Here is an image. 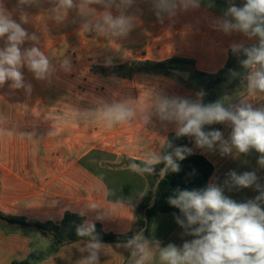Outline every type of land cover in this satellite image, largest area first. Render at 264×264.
I'll return each mask as SVG.
<instances>
[{"label": "crops", "instance_id": "obj_1", "mask_svg": "<svg viewBox=\"0 0 264 264\" xmlns=\"http://www.w3.org/2000/svg\"><path fill=\"white\" fill-rule=\"evenodd\" d=\"M197 3L184 9L177 0L172 15L160 11L158 0H73L72 8H60L59 0H0L28 33L21 52L35 47L49 61L45 78L38 79L24 64L23 87H12L11 80L0 86V264L21 262L34 253H44L36 264H168L161 258L164 249H182L197 238L177 222L179 217L186 224L184 215L160 213L150 233L139 234L131 244L81 240L55 248L50 235L9 220L59 224L71 212L84 217L86 229L101 225L114 234L135 229L136 206L149 180L127 160L157 165L169 135L181 127L176 119L163 118L161 106L168 102L167 113L175 110L172 101L203 106V96L173 77L135 73L133 62L178 58L194 63L186 70L216 74L230 52L260 44L258 35L223 30L225 20L235 22L226 15L228 9L246 3ZM106 13L130 18L131 30L113 34L104 24ZM7 44V36L0 38V49ZM97 66H131L132 74H96L92 69ZM258 70V64L245 66L246 89L230 111L248 105L264 110V92L249 91V77ZM118 105L132 115L117 120L109 110ZM233 128L231 121L221 122L215 131L222 138L212 148L190 143L188 149L213 165L209 185L236 203L254 201L264 210V200H256L264 193V165L259 162L264 154L239 152L231 143ZM232 172L254 173L256 181L240 187ZM92 243L100 247L89 248ZM93 251L96 260L90 262Z\"/></svg>", "mask_w": 264, "mask_h": 264}, {"label": "clouds", "instance_id": "obj_2", "mask_svg": "<svg viewBox=\"0 0 264 264\" xmlns=\"http://www.w3.org/2000/svg\"><path fill=\"white\" fill-rule=\"evenodd\" d=\"M99 2L101 0H84V4ZM20 3H28V0H20ZM122 3L131 4L132 0H122ZM179 5L184 9L189 6L198 7L197 0H179ZM59 7L72 8L73 0H59ZM157 7L160 11H168L174 15L177 0H158ZM226 15L231 16L235 22L225 20L222 24L225 32L237 30L260 37L259 47L246 50L248 58L243 63L248 66L260 65V70L249 77V91L264 92V0H246L243 7H230ZM21 20L26 22V17L22 15ZM103 21L115 35H126L132 28L131 19L123 14L114 18L106 13ZM5 36L8 44L0 49V86L11 80L12 87H23L20 68L24 64H27L38 79L45 78L49 73L48 59L35 47L21 52L20 45L29 38L28 33L0 4V38ZM172 104L175 106L172 113H167V101L160 111L165 114L163 118H174L181 124L177 136H193L197 146L212 148L216 141L221 140L222 134L219 131L206 133L202 130L203 126L231 121L234 125L232 145L241 153L255 149L264 154V110H253L248 105L233 112L219 103L201 106L186 100L172 101ZM109 114H114L117 120L132 115L131 111L119 105L110 109ZM223 151L229 152L230 148L224 147ZM190 153V149L177 148L174 154L177 159L183 160L185 154ZM163 159L172 171L179 170V165L171 155ZM259 162L264 165V155ZM230 176L236 185L243 188L250 187L256 181L254 173L237 175L232 172ZM256 200H264V193L256 197ZM169 203L186 217V224L179 217L177 222L186 229H191L189 234L197 238L185 242L182 249H177L174 245L164 249L161 258L168 264H264V210L256 202L236 203L224 196L219 187L209 185L203 191H180L175 198H170ZM193 225L198 226L192 228ZM91 231L92 228L78 229L80 235H87ZM99 247V243L89 245L91 249ZM94 260L95 251L89 257L90 262Z\"/></svg>", "mask_w": 264, "mask_h": 264}, {"label": "trees", "instance_id": "obj_3", "mask_svg": "<svg viewBox=\"0 0 264 264\" xmlns=\"http://www.w3.org/2000/svg\"><path fill=\"white\" fill-rule=\"evenodd\" d=\"M253 46H246L239 51H232L226 66L216 74H208L196 69H190L191 80L182 81L179 77L173 75L170 68L188 69L194 65L193 62L178 58H172L161 62L139 61L133 62V71L140 74H159L173 77L185 85L197 89L203 96V106L210 104H221L225 109L230 110L234 100L241 95L246 84L244 80V69L247 60L246 50ZM125 66H97L92 69L96 74L123 76L120 71ZM228 84V86H226ZM233 89L234 93L230 99L225 98V91ZM220 123L204 125L203 131H215ZM190 143H196L195 137L177 136V132L169 135L164 146L162 157L157 165H149L144 162L127 160V163L139 167L146 174L149 183L142 197L141 202L136 206L135 229L127 234H114L105 232L101 225H97L87 235H80L78 229L83 226L84 217L79 214L67 212L59 224L49 222L41 224L37 221L24 218H10V222L19 223L24 226L35 227L44 234L50 235L54 240V246L59 247L66 243H72L81 240L107 243H127L132 241L141 233L147 236L150 233L151 225L160 213H183L169 203L170 198H175L180 191H203L209 186V180L213 174V165L203 156L190 153L185 154L183 160L175 156L177 148H187ZM171 155L174 162L179 165L178 171H172L163 159ZM87 164H85L86 166ZM86 167L89 168L87 165ZM90 169V168H89ZM86 229V228H85ZM131 242V243H130ZM44 253H34L26 260L14 262L13 264H36L43 259Z\"/></svg>", "mask_w": 264, "mask_h": 264}, {"label": "water", "instance_id": "obj_4", "mask_svg": "<svg viewBox=\"0 0 264 264\" xmlns=\"http://www.w3.org/2000/svg\"><path fill=\"white\" fill-rule=\"evenodd\" d=\"M169 71L179 77L184 82H189L191 80V71L186 69L180 68H170ZM122 75H131L132 74V67H126L120 71Z\"/></svg>", "mask_w": 264, "mask_h": 264}, {"label": "rangeland", "instance_id": "obj_5", "mask_svg": "<svg viewBox=\"0 0 264 264\" xmlns=\"http://www.w3.org/2000/svg\"><path fill=\"white\" fill-rule=\"evenodd\" d=\"M205 1H207V0H205ZM237 1H238V3H246V0H237ZM218 7L219 8H222L223 6L219 5ZM226 86H228V84ZM233 93H234V90L233 89H227L225 91V98L226 99H230L231 96L233 95Z\"/></svg>", "mask_w": 264, "mask_h": 264}]
</instances>
